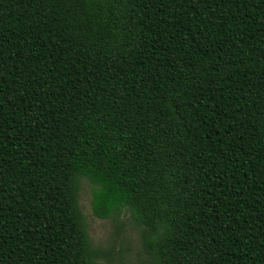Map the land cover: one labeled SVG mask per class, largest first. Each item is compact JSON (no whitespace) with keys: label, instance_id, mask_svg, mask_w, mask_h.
<instances>
[{"label":"trees","instance_id":"trees-1","mask_svg":"<svg viewBox=\"0 0 264 264\" xmlns=\"http://www.w3.org/2000/svg\"><path fill=\"white\" fill-rule=\"evenodd\" d=\"M147 264H264V0H0V264H99L79 205Z\"/></svg>","mask_w":264,"mask_h":264},{"label":"rangeland","instance_id":"rangeland-1","mask_svg":"<svg viewBox=\"0 0 264 264\" xmlns=\"http://www.w3.org/2000/svg\"><path fill=\"white\" fill-rule=\"evenodd\" d=\"M91 189L92 186L87 180L81 181L79 205L87 231L93 246L110 250L112 254L110 261H101L99 264H147L146 255L141 249L139 229L128 215L121 218L120 225L93 216L90 206Z\"/></svg>","mask_w":264,"mask_h":264}]
</instances>
